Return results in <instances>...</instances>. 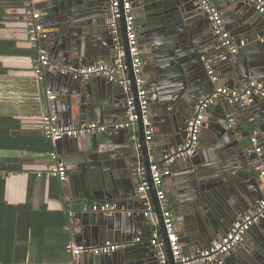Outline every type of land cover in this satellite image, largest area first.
Masks as SVG:
<instances>
[{"label": "water", "instance_id": "obj_1", "mask_svg": "<svg viewBox=\"0 0 264 264\" xmlns=\"http://www.w3.org/2000/svg\"><path fill=\"white\" fill-rule=\"evenodd\" d=\"M41 1V4L45 5L40 17L45 34L42 39L46 38L49 42L47 49L52 56L50 67L54 68L57 62L62 65H59L62 68L57 70L64 85L62 91L56 92V95L58 98L64 94L72 97L70 112L62 114L63 123L82 124L87 120L115 121L117 116L128 113L131 97L134 98L136 112L140 114L137 129L127 130L124 137L116 134L109 136L108 132L92 135L90 139L64 138L56 143L58 150H61L67 141L74 144L70 154H61V157L65 158L66 165L80 163L79 168L70 170V178L73 177L84 188L85 192L81 196L86 200L88 210L83 213V217L87 220L90 231L94 232L95 237L103 238L102 244L115 241L122 245V249L115 253L93 259L92 264H161L155 246L148 248L145 242L136 241L138 232L134 222L152 224L151 219L146 216L147 205L143 203L144 200L140 198L134 184L135 173H138L140 167L145 168L149 181L150 201L157 218L156 227L165 243L168 264H176L152 178V151L147 144L141 116L123 0H119L122 18L121 34L117 40L110 32L108 24L104 26L106 17H109L112 0ZM196 1L145 0L148 5L146 10L150 12L146 15L147 25L153 27L152 50L148 52L153 53L154 68L150 79L155 82L150 87L148 79V96L156 122L160 123L162 134L170 148L184 142L187 137V121L191 117L190 110L202 96L212 93L217 84L211 80L204 60L205 55L215 54L213 51L204 50L210 37L207 27L202 30L198 27L202 26L203 22L199 18L202 12L199 6L195 5ZM243 2L247 4L244 0ZM192 3L197 10L193 8ZM242 3L233 1V10L239 19L238 31L253 41L261 35L262 23L255 18V8L247 9ZM74 41L81 42L85 47L79 50L74 46ZM119 46L123 47L125 52L126 73L130 81L129 94L119 89L117 83L98 78L100 81H94L92 84H101L100 93L92 99L96 101V106L94 101H89L94 104L92 107L81 100L84 88L75 87V84L83 82L82 78H76L73 72L63 70L70 67L69 65L79 68L100 60L107 61L104 56L113 55L111 59H115ZM256 48L261 49L259 45ZM224 51L229 52L226 48ZM145 52L148 54L146 49ZM251 60L264 63V51L250 56ZM223 62L218 71L224 73V79L234 80L238 88L242 81H248L250 78L264 80V66L261 64L252 68L249 62L241 63L236 57H230ZM67 84H70L72 89L67 87ZM77 95V100L79 97L80 100L75 103L74 96ZM231 106L223 101L216 109V124L212 125L210 118L205 121L204 126L208 125L211 131V138L206 142L210 149L204 154L205 157L197 152L191 156L192 159H183L184 165L179 163L181 167H186L185 169H192L190 175L194 181L192 184L189 181L188 200L181 204L177 222L187 226L186 233L199 240L203 246H210L226 236L231 225L246 212L254 210L264 198V181L257 176L258 172L253 166L260 161L264 167V99H255L253 103L242 108L236 106L244 112L242 116L239 113L233 114L234 109ZM231 115L236 117L233 124L230 122ZM244 117L246 133L239 138L242 124L240 120ZM255 130L258 132L257 137L262 148L260 154L251 143ZM124 176L130 177L132 186L127 188L128 185L121 181ZM104 203L115 204L119 210L115 214L93 211V205ZM183 235L182 232L180 237ZM247 235L255 243V251L247 253L240 250L243 255H240L239 264L264 263V217L250 228ZM94 245L101 246V242ZM230 254L231 252L227 257Z\"/></svg>", "mask_w": 264, "mask_h": 264}, {"label": "crops", "instance_id": "obj_2", "mask_svg": "<svg viewBox=\"0 0 264 264\" xmlns=\"http://www.w3.org/2000/svg\"><path fill=\"white\" fill-rule=\"evenodd\" d=\"M233 1L242 3L243 0H213L217 8L221 11L224 17V24L226 28L230 31L234 41L237 44H240L242 40H245V45H242L239 49L241 52L238 51L236 54H232L230 52H225L224 47L220 45L219 39L216 38L215 34H213L211 29V24L209 19L206 15L202 12L199 14L200 20L203 22L202 26H198L201 28L207 27V33L209 34L210 39L205 44V51H213L215 55H205L204 60L210 62V64L214 67L215 72L221 78V84L225 85L230 88H238L237 83L234 82L232 79L223 78L224 73L218 71L222 66L225 59H229L230 57H236L242 62L251 64L250 67L255 68L256 66L263 65L264 63H260L257 60H251L250 56L257 55L259 52L264 51V18L258 12L255 15V18L261 20L262 27L260 28V34L256 39L250 41L249 38L245 37L242 33L238 31V22L239 19L236 13L233 10ZM42 1L40 0H31L30 7L38 11L42 17V11L44 9ZM25 5L21 8H11L8 9V16L6 21L3 23V26L0 27V40H10L15 43L17 48L25 50L26 53L24 55H0V66L2 68H7V73L0 74V109H4L8 112H16L15 116L20 118L23 122V128L35 124L38 121L39 115L43 112H51L59 116L61 123H63L62 114L64 112H70V107L72 103V97L64 94L62 97L58 98L56 92L62 91L63 83L61 78L59 77L58 70L54 67H49L46 70L45 80L41 81L34 73V64L35 59L38 54V49L32 46L29 41L27 34L25 32L26 25H27V18L25 15V8L28 6ZM247 9L254 8L249 4L242 3ZM195 5L199 6L198 0L195 2ZM192 3V6L195 10L197 8ZM147 3L145 0H134L133 3V13L135 14V22L137 27V32L139 36V43L140 49L143 55V71H145V75L147 77V81L149 79V86L151 87L152 84H155L150 78L153 76V53H150L152 50L151 46V39H152V31L153 27H149L147 25V13L149 14V10H146ZM200 8V6H199ZM198 8V9H199ZM201 9V8H200ZM193 20V19H191ZM108 16L105 19L104 26H107ZM40 22L42 23V19L40 18ZM101 24V23H100ZM111 32V31H110ZM120 34H121V27H120ZM46 38L42 39L40 44L43 48L48 47L49 42L45 40ZM262 42V44H261ZM74 46L76 45L79 50L84 48L85 46L82 45L81 42L76 43L73 42ZM257 45L261 48L257 50ZM121 47V46H119ZM118 47V48H119ZM123 48V47H122ZM145 49L150 52L148 54L145 52ZM49 51V49H47ZM105 50V49H104ZM124 50V49H123ZM104 52V51H102ZM118 53V52H117ZM59 57V56H58ZM105 60L107 61H98L91 64L96 63H109L114 64L115 59H111L114 56H104ZM60 58V57H59ZM104 60V59H102ZM126 61V59H125ZM150 61V62H149ZM67 63V62H66ZM57 65H61L57 62ZM68 65V64H66ZM90 65V63L88 64ZM247 65V64H246ZM62 66V65H61ZM70 67H75L73 65H69ZM85 66V65H83ZM82 67V66H81ZM147 71V72H146ZM47 72L48 77L47 78ZM121 77V74L119 75ZM100 79H105L109 81L104 76H94L90 79H82L81 84H75V87L80 89L84 88V94H82L81 100L83 102H87L92 107L97 105L96 101L92 100L95 99V96L100 93V85L101 84H92L94 81L98 82ZM121 79V78H119ZM251 79V78H250ZM248 79V80H250ZM252 80V79H251ZM258 80V79H255ZM247 81V80H246ZM246 81H242L240 83V87ZM263 81L264 80H260ZM96 82V83H97ZM220 82V79H219ZM117 83L119 89L125 91V94H129V90L122 85L120 82ZM239 84V82H238ZM69 88L72 89L70 84H67ZM150 87H148L150 91ZM66 88V87H65ZM47 91H50L53 95L55 94V98H49ZM80 96V95H79ZM74 102L76 103L79 100L78 95L74 96ZM94 101L90 103L89 101ZM223 101L213 105L207 112V118L212 120L211 124H216L218 119L217 115V107ZM197 102H195L196 104ZM226 103V102H224ZM194 106L190 110L189 114L192 116L194 113ZM99 106V105H98ZM245 105H241L242 108ZM234 111L233 114L239 113L240 116L244 114V112L239 110V107L231 106ZM232 109V110H233ZM240 112H243L242 114ZM127 114H122L117 116L118 119L115 121H107L101 122L100 120H87L86 122L97 121L102 124H114L118 122L125 121L127 119ZM153 122L155 126V135L153 138V149L151 159L155 161H162L164 154H166L170 148L168 142H166V138L164 134H162V129L160 123L156 122V117L152 111ZM242 118V117H241ZM233 119L234 123L236 121V117L234 115L230 116V120ZM242 122L241 128L239 129L238 136L241 138L242 134L246 133L245 127V117L240 120ZM64 124V123H63ZM68 124V123H67ZM233 124V123H232ZM163 126V125H162ZM127 130L130 129H122V130H111L109 131V136H113L116 134L117 136L124 137L127 133ZM135 130V129H134ZM125 131V132H124ZM112 133V134H111ZM96 135V134H94ZM115 137V136H114ZM92 138V135L86 137L85 139ZM211 138V131L208 129V125L203 127L201 140L198 144L197 150L195 153H199L204 156L210 149V146L207 141ZM84 139V138H83ZM64 143V142H63ZM71 142H65L61 150H58L57 144L55 151L59 153L60 161L64 163L67 168V178L65 180H59L56 177L47 176L46 171L48 166H50L53 162L51 158H49L48 153H41V152H31V151H6L0 150V157H9V156H16L20 158L27 159V162L23 165L25 170L31 171V173H13L6 177V184H5V193L4 198L9 204L12 205H19V204H26L31 201V207L26 208L22 211L23 217L21 218V223L23 224L24 230L27 229L29 233L32 232L33 228L42 233L38 239L31 236L29 239V252L26 257V261L23 264H72V257L71 255L62 250L61 245L64 242V238L61 236V233H65V231L69 232L71 239L78 243L79 245L90 246V247H97L100 245H94L101 242H104L103 238L95 237L93 231H90L89 225H87V220L83 217V213L86 211L84 210V206H87L86 200L83 198L84 188L81 186V183L76 181L75 179L70 178V170L72 168H79V164H68L65 163V158L61 157V154L68 156V153L73 150V146ZM249 143V139H248ZM74 145V144H73ZM70 154V153H69ZM202 157V159H204ZM89 158H92L89 156ZM189 159H192L189 158ZM200 161V160H199ZM259 162V161H258ZM182 163L184 165L185 160H179L172 166V174L171 176L165 179V189L167 192V196L169 198L170 206L174 210L175 218H176V225H177V233L179 236V240L182 244L183 251L186 254H195L197 251L207 247L201 245L199 240L192 238L188 233H186V229L188 228L183 223L179 224L178 221V211L180 209L181 204L188 200V194L190 192L189 181L191 184L193 183V177H191L190 173L192 169H185L186 167H181ZM260 163V162H259ZM244 164V163H241ZM255 168V165H253ZM256 170V169H255ZM39 173H42V176H39ZM257 173V172H256ZM252 176V174L250 173ZM259 173H257V176ZM72 176V175H71ZM260 177V175H259ZM191 178V180H190ZM140 176L136 172L134 177V184L135 187L139 188L140 185ZM121 181H124L127 186H132V182L130 177L124 176L121 178ZM139 193V191H138ZM140 196V193H139ZM141 198V196H140ZM149 206L148 203L150 201L143 202ZM70 211H74V215L70 216ZM247 213V212H246ZM66 218V220L64 219ZM242 217V216H241ZM239 217V218H241ZM151 219L152 224L144 223L139 221V223L134 222V226L137 227V239L139 238L142 242L147 244L148 248L154 246L151 243V239L153 235L158 231L157 222L154 221V217H148ZM153 228H152V227ZM69 227V229L67 228ZM35 229V228H34ZM183 232V237H180V234ZM66 234V233H65ZM60 235V236H59ZM136 239V241H137ZM109 243V241L107 242ZM117 243V242H112ZM200 246H197L198 244ZM39 245V248L37 249ZM203 246V247H202ZM200 247H202L200 249ZM241 248V249H240ZM122 249V248H121ZM252 253L255 251V243L253 242L252 238H250L247 234L244 240L231 251V254L226 257V264H239L240 263V255H243L242 252ZM99 256L93 254H82L78 256L74 262V264H92L93 259H100ZM38 259V260H37ZM42 260V261H40ZM262 260V259H261ZM264 262V261H263ZM264 264V263H260Z\"/></svg>", "mask_w": 264, "mask_h": 264}, {"label": "built area", "instance_id": "obj_3", "mask_svg": "<svg viewBox=\"0 0 264 264\" xmlns=\"http://www.w3.org/2000/svg\"><path fill=\"white\" fill-rule=\"evenodd\" d=\"M247 4L255 8V10L264 17V0H244ZM202 12L209 19L213 33L218 37L220 45L226 48L230 53L236 54L242 45H245V40L240 44L234 41L230 31L224 24V17L221 11L217 8L213 0H198ZM134 0H123V9L125 11L129 48L132 56L134 74L139 90V102L141 107V116L143 119L144 130L146 134L147 144L149 149H153V138L155 135V126L152 117V110L149 101V89L147 86V77L143 71V55L140 49L139 36L137 32L135 14L133 13ZM108 28L115 37L120 38V20L122 18V10L120 8L119 0H112L109 7ZM25 15L27 18V25L25 32L28 37L29 43L38 49V54L35 59L34 73L39 80L44 81L46 70L52 66V56L46 48L40 44L42 38L45 36L43 33L44 26L40 22L41 14L33 10L30 4L25 8ZM208 73L216 86L212 93L202 96L194 107V113L187 121V137L182 144L172 148L166 154L162 161H155L152 159L151 172L154 186L157 190V197L159 206L163 213L164 223L168 233V239L171 244L172 253L176 264H226L227 255L236 248L245 238L247 232L252 226L257 224L264 217V198L258 202L254 210L245 213L241 218L236 220L230 227L228 234L218 241L213 242L195 254H186L183 251L182 244L179 240L177 233L176 218L173 208L170 206L169 198L165 189V179L172 174V166L179 160L187 159L193 156L197 150L198 144L201 140V134L204 123L207 118L208 110L215 104L224 101L233 106L248 105L253 103L255 99H264V82L259 80H248L243 86L239 88H230L220 84L219 76L215 72L214 67L210 62L206 63ZM58 70L62 67L56 65ZM127 65L125 61V52L122 47H119L114 64L109 63H96L85 65L79 68L67 67L63 71L73 72L76 78L90 79L94 76H104L111 82L117 81L124 85L128 90L130 89V81L128 79ZM121 74V77L119 76ZM121 78V79H119ZM130 91V90H129ZM128 91V92H129ZM49 98H55L50 91H47ZM130 109L127 113V119L122 122L114 124H102L97 121L84 122L82 124H63L59 116L49 111L43 112L39 115L38 121L35 124L29 125L25 128L36 129L43 133V135L50 140L53 144L64 138H82L94 134H104L111 130L130 129L136 130L137 123L140 119V114L136 112L134 106V98L129 99ZM234 123V120H230ZM258 132L255 130L251 136V143L255 151L259 154L262 151L260 147ZM52 164L48 166L47 176L56 177L59 180H65L68 172L67 168L60 161L59 153L51 151L48 153ZM260 162V161H259ZM256 171L259 173L260 178L264 181V167L260 163L255 165ZM13 174L0 170V178L7 177ZM138 174L141 178L138 191L140 196L145 201H150V186L146 176L144 167L138 169ZM39 173V176H42ZM151 202V201H150ZM146 216L154 217L157 222L156 215L153 213L152 203H148ZM84 210H88L84 206ZM93 211L106 212L115 214L119 209L117 205L112 203L95 204L92 207ZM74 215V211H70V216ZM69 229V227H67ZM140 239L138 238L137 241ZM151 243L155 246L159 261L161 264H168V257L165 248V243L161 239V234L156 232L151 239ZM122 248L119 243H106L97 247H90L76 244L71 240L66 250L72 257V264L76 258L82 254H93L97 256L110 255L117 252Z\"/></svg>", "mask_w": 264, "mask_h": 264}, {"label": "trees", "instance_id": "obj_4", "mask_svg": "<svg viewBox=\"0 0 264 264\" xmlns=\"http://www.w3.org/2000/svg\"><path fill=\"white\" fill-rule=\"evenodd\" d=\"M31 0H0V27L6 21L8 9L21 8ZM25 50L17 48L10 40H0V55H24ZM7 68L0 66V74L7 73ZM16 112L0 109V150L51 152L56 146L48 140L41 131L24 129L23 122L15 116ZM27 159L16 156L0 157V170L9 173H31L23 165ZM6 177L0 178V264H23L29 252L31 236L38 239L42 236L36 227L29 233L24 230L21 218L22 211L31 207L30 195L26 204L12 205L5 201ZM66 220V218L64 217ZM67 222V220H66ZM66 233V234H65ZM61 233L64 242L62 250L66 251L67 244L72 240L69 232ZM60 236V235H59ZM39 248V245L37 249ZM38 260V259H37ZM42 261V260H40Z\"/></svg>", "mask_w": 264, "mask_h": 264}]
</instances>
